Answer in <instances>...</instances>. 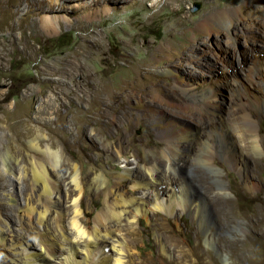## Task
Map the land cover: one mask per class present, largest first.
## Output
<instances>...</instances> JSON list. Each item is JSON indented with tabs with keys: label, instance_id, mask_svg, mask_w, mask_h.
I'll use <instances>...</instances> for the list:
<instances>
[{
	"label": "bare ground",
	"instance_id": "bare-ground-1",
	"mask_svg": "<svg viewBox=\"0 0 264 264\" xmlns=\"http://www.w3.org/2000/svg\"><path fill=\"white\" fill-rule=\"evenodd\" d=\"M17 1L0 0V22L6 28L25 26L23 18L16 24L6 23ZM244 1L246 14H241L237 5L215 6L201 13L194 23L201 38L182 49L178 57L187 64L172 60L160 66L181 99L158 82L135 87L141 75L153 72L141 70L139 62L129 65L131 73L123 76L106 77L85 69L80 88L81 131L88 137L100 132L109 139L98 147L120 167L111 173V183H105L106 175L96 168L82 172L79 163L64 154L62 146L42 143L40 134L25 138L24 156H18L15 137L21 133L23 114L13 106L7 116L11 138L0 149V176L19 191L17 199L8 193L3 196L25 213V220L23 228H16L10 222L11 211L5 216L0 211V248L10 264L153 262L150 257L139 260L133 255L136 244L122 232L123 223L136 222L139 217L148 221L151 211H163L174 219L182 211H189L200 224L204 222L213 197L195 179L191 169L194 162L202 164L223 194L232 192L222 169L214 163L217 159L241 175L247 190L258 188L259 183L250 174L249 161H254L255 169H262L264 140L258 121L264 112V0ZM44 10L51 12L52 8ZM38 19L48 31L59 26L51 13ZM63 19L67 20L65 16ZM213 36L215 43L209 44ZM241 40L244 48L237 51L233 45ZM211 56L214 61L207 62ZM221 87L229 91L227 100L217 96ZM73 92L66 87L62 94L67 97ZM38 111L39 108L35 110ZM134 121L150 126L161 142L159 147L143 146L141 158L130 149ZM55 126L58 132L62 129L59 120ZM27 184L32 186L30 191ZM84 187L102 198L91 220L81 206ZM24 226L34 231L32 238ZM203 240L220 252L206 231ZM157 246L160 264H177L164 260L171 251L161 235L157 236ZM194 247H189L187 253L191 254ZM189 264L200 263L195 259Z\"/></svg>",
	"mask_w": 264,
	"mask_h": 264
},
{
	"label": "rangeland",
	"instance_id": "rangeland-1",
	"mask_svg": "<svg viewBox=\"0 0 264 264\" xmlns=\"http://www.w3.org/2000/svg\"><path fill=\"white\" fill-rule=\"evenodd\" d=\"M224 5H237L241 14L248 13L244 0L14 2L11 6L13 15L6 23L12 21L16 24L23 18L25 26L10 29L0 22V149L11 138L7 116L15 106L18 113L23 114L21 133L15 137L20 146L18 156H24V139L40 134L42 143L51 147L55 144L62 146L64 154L79 163L82 172L96 168L97 172L106 175L105 183H111L114 179L112 174L120 167L98 147L109 139L100 132L88 137L81 131L83 104L80 88L85 69L106 77L123 76L128 71L131 73L129 65L132 67L139 62L141 70L148 68L153 72L141 75L134 83L135 87L158 82L165 91L175 93L177 90L170 78L160 71V66L172 60L185 63L183 57L178 59L182 49L195 45L201 38L194 28L195 21L212 7ZM49 6L52 11H45L44 8ZM44 13L56 17L59 26L55 30L48 31L40 25L38 18ZM209 41V44H214L215 36ZM233 47L241 51L243 41ZM213 61L212 56L207 59V62ZM66 87L74 92L64 97L62 92ZM217 96L222 101L227 100L229 91L221 87ZM177 97L181 96L178 94ZM118 100L117 97L113 99L115 103ZM124 106L133 112L132 107ZM37 108L39 111L36 113ZM30 116L31 120H28ZM57 120L62 125L59 132L55 126ZM258 126L264 140V112L260 114ZM160 145L150 126L133 122L130 149L140 158L143 146ZM214 163L222 169L232 194L220 192L202 164L194 162L191 169L195 179L204 190L211 191L213 197L209 200L208 218L201 224L197 217H191L189 211H182L175 219L163 211H151L148 221L139 217L136 222L123 223L122 232L136 244L132 253L137 259L150 257L153 262L148 264H160L157 236L161 235L171 251V256L164 255V260L171 259L177 264H189L195 259L200 264H264V156L261 170L254 168L253 160L249 161L250 174L259 183L258 188L252 191L245 188L241 175L226 163L218 159ZM26 187L30 191L32 186L27 184ZM3 193L14 199L19 196L16 186L0 176L1 214L5 216L11 211V224L23 228L25 213L11 206ZM101 200L87 187L83 188L81 206L88 219L91 220L100 209ZM218 203L221 204L219 208L213 207ZM24 230L31 238L35 235L28 226H24ZM204 231L220 247V252L213 245L204 244ZM191 246H195L194 250L188 254L187 249ZM0 264H10L1 248Z\"/></svg>",
	"mask_w": 264,
	"mask_h": 264
}]
</instances>
